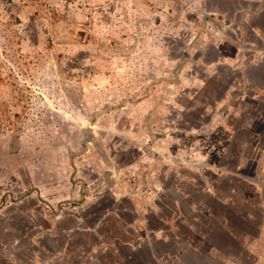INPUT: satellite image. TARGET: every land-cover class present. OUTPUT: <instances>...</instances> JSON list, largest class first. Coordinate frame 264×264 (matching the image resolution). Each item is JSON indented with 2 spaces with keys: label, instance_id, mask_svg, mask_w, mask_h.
<instances>
[{
  "label": "rangeland",
  "instance_id": "obj_1",
  "mask_svg": "<svg viewBox=\"0 0 264 264\" xmlns=\"http://www.w3.org/2000/svg\"><path fill=\"white\" fill-rule=\"evenodd\" d=\"M0 264H264V0H0Z\"/></svg>",
  "mask_w": 264,
  "mask_h": 264
},
{
  "label": "crops",
  "instance_id": "obj_2",
  "mask_svg": "<svg viewBox=\"0 0 264 264\" xmlns=\"http://www.w3.org/2000/svg\"><path fill=\"white\" fill-rule=\"evenodd\" d=\"M241 233H243V232H241ZM246 235L248 236V234H245L243 236L239 246H240V249L242 247H245L246 249H244L245 250L244 255H246L247 257L252 258L253 257L252 254L253 253L251 252V250L253 249L254 244L249 241V238Z\"/></svg>",
  "mask_w": 264,
  "mask_h": 264
}]
</instances>
